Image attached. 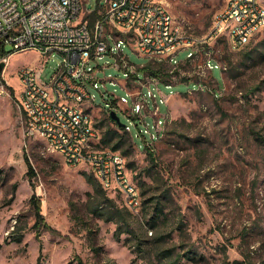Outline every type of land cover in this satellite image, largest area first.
Listing matches in <instances>:
<instances>
[{
	"label": "rangeland",
	"instance_id": "374dc122",
	"mask_svg": "<svg viewBox=\"0 0 264 264\" xmlns=\"http://www.w3.org/2000/svg\"><path fill=\"white\" fill-rule=\"evenodd\" d=\"M164 2L172 16L197 34L209 28L214 13L224 6V0ZM84 4L92 9L104 0H83ZM257 44L255 51L264 50V28L236 48L227 36L218 38L213 55L220 68L212 69L218 95L211 89L189 90L195 84L179 81L178 76L169 79L173 82L170 86L160 82L165 102L157 94L154 109L158 103L159 114L166 112L167 120L157 127L162 134L156 139H149V133L155 132L151 99L144 120L116 109L130 132L108 119L105 108L109 103L120 95L129 103L130 95L123 85V70L114 66V57L97 58L103 66L97 70L98 87H90L94 99L89 107L101 131L111 126L123 136L126 162L132 161L127 167L140 200L139 214L129 207L134 221L145 226V212L156 198L142 202L145 212L140 210L141 201L160 195L168 213L160 226L171 231L166 244L183 238L200 254L195 261L184 259V264H264V59L244 56ZM121 47L136 64L148 62L132 45L122 42ZM4 49L11 53L6 66L0 67V264H36L40 251L42 264H81L78 258L82 264H131L135 254L124 244V235L115 239L114 223L87 209L93 191L84 175L93 174L89 164L67 165L41 135L27 132L17 106V68L34 65L40 79L46 81L60 63L61 54L12 51L10 43ZM186 52L181 50L176 57H184ZM200 61L186 63L181 71L196 74ZM91 64L96 65V60ZM153 66L164 78L168 76L166 62L154 60ZM143 71L140 67L139 74ZM109 75L113 77L105 78ZM209 75L207 71L203 77L209 80ZM147 89L142 88L146 95ZM148 149L155 163L150 161ZM24 152L35 171L31 177ZM106 192L124 203L120 191L111 188ZM32 195L40 202L42 222L50 227L41 223L39 230L33 226ZM178 217L185 222L184 235L175 228ZM13 224L23 227L20 241L10 236Z\"/></svg>",
	"mask_w": 264,
	"mask_h": 264
},
{
	"label": "built area",
	"instance_id": "2783aa9c",
	"mask_svg": "<svg viewBox=\"0 0 264 264\" xmlns=\"http://www.w3.org/2000/svg\"><path fill=\"white\" fill-rule=\"evenodd\" d=\"M76 10H83V17H76ZM227 21H234V44L244 45L264 28V1L224 0L209 28L197 34L171 16L164 0H104V4L92 9L86 8L83 0H0V63L6 66L11 53L5 51L6 43L12 44V51L35 49L47 55L61 54L60 63L46 81L40 79L34 65L22 64L16 70L17 106L23 113L26 130L44 136L47 147L59 152L67 165L85 162L94 166L93 175L103 181L107 190L125 191L124 204L130 207L134 205L133 188L121 173L118 150L97 143L101 130L93 114L84 113V106L91 105L94 99L90 87H98L97 70L103 66L97 58L106 54L114 57V66L123 70V85L130 95L129 103L125 95L117 96L105 108L107 115L110 117V109L121 108L144 120V110L149 109L151 99L155 132L149 133V139H156L162 134L157 127L164 125L167 113L159 114L158 103L154 109L157 94L165 102L159 87L164 75L154 74V60L168 64L167 78L184 75V82L192 81L195 87L189 90L211 89L215 95L220 94L212 73L213 67L220 66L213 47L217 36L226 31ZM122 42L147 56L148 62L141 65L131 61L121 47ZM184 49L186 55L177 58ZM92 59L96 65L91 64ZM195 59H201L196 79L191 72L181 71L182 65ZM140 67L144 68L142 75ZM207 71L209 80L203 77ZM164 83L170 86L173 82ZM144 86L148 87L147 95L142 90ZM60 93L72 96L73 110L62 106ZM122 128L130 132L129 124Z\"/></svg>",
	"mask_w": 264,
	"mask_h": 264
},
{
	"label": "trees",
	"instance_id": "16d2710c",
	"mask_svg": "<svg viewBox=\"0 0 264 264\" xmlns=\"http://www.w3.org/2000/svg\"><path fill=\"white\" fill-rule=\"evenodd\" d=\"M94 15L95 14L91 16L92 19ZM255 49H259L258 44L254 47V51L250 49L244 56L250 60H255L258 57L264 59V50L257 52ZM156 73L157 72L154 71V74ZM192 76L195 79L197 78L195 73ZM185 79L184 75L179 77L180 81H184ZM162 80L164 82L170 81L167 76L165 78L162 77ZM255 88H258V86H255ZM108 119L114 121L109 116ZM100 141L104 146H108L113 150H120L124 155L128 151V149L122 147L124 141L123 136L115 127L108 126L101 131ZM147 152L150 161L155 163L156 158L152 150L148 149ZM23 157L27 165V174L31 177L35 174L33 165L25 152ZM126 163L128 167L132 166V161H127ZM84 175L93 188L87 201L88 211L106 221H112L114 223L113 236L115 239H120V237L124 235V244L135 254L131 257V264H184V259L195 261L199 258L200 254L197 250L185 244L183 238L179 242L166 244L168 238L171 237V231L162 229L160 226L163 224V220L167 218L168 214L165 211V203L162 201L160 195H158V197L151 195L144 201H141L140 210L142 209V211L145 212L146 206L142 202L152 201L156 198L150 210H146L145 212L146 219L143 221V224L146 225H136L133 217L134 213L128 206L122 201L117 202L114 197L109 196L106 192L107 189L93 174L84 172ZM135 180L136 183H138L137 179ZM32 201L35 208V221L33 226L39 230V225L41 223L43 226L50 227L49 224L42 222L43 214L41 213L40 202L35 199L34 195H32ZM175 224V228L179 230L180 234L184 235V220L178 217ZM22 228L21 225L13 224L12 229L9 230L13 240L20 241L22 239ZM149 229L152 231L151 233H148ZM78 262L82 264L80 258H78ZM36 264H42L41 251L37 256Z\"/></svg>",
	"mask_w": 264,
	"mask_h": 264
},
{
	"label": "bare ground",
	"instance_id": "6f19581e",
	"mask_svg": "<svg viewBox=\"0 0 264 264\" xmlns=\"http://www.w3.org/2000/svg\"><path fill=\"white\" fill-rule=\"evenodd\" d=\"M172 16V15H171ZM76 17H83V10H76ZM234 21H227V23H225V30L223 32V35L227 36L229 43L232 47L236 48L242 45V43H235L234 41L236 39V32H234ZM221 36H217V40L218 38H220ZM60 102L62 104V106H66V110H73L74 108V100L72 98L71 95H69L68 93H60ZM84 113H92L90 110L89 105H85L84 106ZM44 138V136H42ZM100 137L101 135H97V143H101L100 141ZM118 155H120V163H121V173H124V178H126V182L130 183L131 188H133V198H134V205H130V208L133 209L134 211H137V209L139 208L140 205V200H139V195H138V188L135 185V183L132 180V177L128 171V167H127V163H126V157L124 154L121 153L120 150H118ZM91 171L94 174V166L90 165ZM95 177L97 178V175H95ZM100 180V179H98ZM102 185H103V181L100 180ZM118 190V188H113ZM125 199V191H120Z\"/></svg>",
	"mask_w": 264,
	"mask_h": 264
},
{
	"label": "water",
	"instance_id": "95a60500",
	"mask_svg": "<svg viewBox=\"0 0 264 264\" xmlns=\"http://www.w3.org/2000/svg\"><path fill=\"white\" fill-rule=\"evenodd\" d=\"M3 65V63H0V67ZM110 118H112L118 125L122 126L124 123H122L119 119V116L115 109H110L109 111Z\"/></svg>",
	"mask_w": 264,
	"mask_h": 264
}]
</instances>
